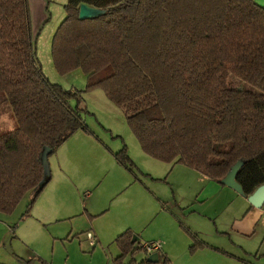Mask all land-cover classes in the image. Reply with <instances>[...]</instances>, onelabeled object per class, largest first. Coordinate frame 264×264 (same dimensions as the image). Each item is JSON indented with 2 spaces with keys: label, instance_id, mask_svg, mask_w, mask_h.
I'll return each mask as SVG.
<instances>
[{
  "label": "trees",
  "instance_id": "obj_1",
  "mask_svg": "<svg viewBox=\"0 0 264 264\" xmlns=\"http://www.w3.org/2000/svg\"><path fill=\"white\" fill-rule=\"evenodd\" d=\"M84 4L105 14L81 20ZM65 10L52 41L53 62L61 75L81 69L85 91L65 90L45 75L28 0H0V97L10 102L18 125L0 137V213L12 214L32 193L21 220L30 218L51 182L45 148L52 155L78 131L91 133L83 94L97 89L123 111L149 157L221 185L242 162L236 181L243 197L264 186V6L255 0H68ZM113 155L135 176L126 146ZM183 228L194 241L192 254L208 248L229 256ZM132 239L131 231L117 237L122 254L112 264L139 251ZM158 254L159 263L170 264Z\"/></svg>",
  "mask_w": 264,
  "mask_h": 264
},
{
  "label": "rangeland",
  "instance_id": "obj_2",
  "mask_svg": "<svg viewBox=\"0 0 264 264\" xmlns=\"http://www.w3.org/2000/svg\"><path fill=\"white\" fill-rule=\"evenodd\" d=\"M67 3L68 0H28L35 55L51 83L59 85L65 90L85 91L88 81L81 69L61 75L57 72L53 62L52 41L56 31L67 17L65 10ZM236 86L244 88L243 84ZM83 99L84 117L91 133L78 131L54 154L49 156V166L51 181L59 178V170L63 166L66 167L70 179H74L78 186L76 194L74 193L76 200L86 204L89 200V205L91 202L104 204L107 214L98 219L96 223V227L102 232L100 242L96 248H93L86 239V230L79 231L74 237L66 239L70 225L66 228L67 225L54 223L47 225L40 222L36 216H46L41 201L38 203L36 214L32 210L30 218L21 220L32 201L31 193L23 199L12 214L0 213V264H25V262H31V264H112V260L122 254L116 243L117 238H114V231H120L119 235H122L131 231L127 230L129 225L133 227L132 240L138 239L135 242V249H139V251L134 255H128L124 260L125 264H129L132 260L137 262L144 260L142 251H140L141 245H143L141 243L156 235L155 232L158 231V228L160 231L165 230L169 239L171 238L174 243L172 256H170L174 263L204 264L199 261L200 257L190 261L192 259H189V256L202 249L193 254L190 252L194 241L183 227L186 229L189 227L201 240L205 237V241L214 247L219 248L220 245H227L232 249L236 248L237 254L240 253L248 260H252L242 252L241 247L237 246L241 241L240 246L249 248L252 241L233 238L234 243H232L228 235L218 233L216 223L191 213L193 210L189 208V205L194 203V197L201 188V184L196 180V175H190L197 174L196 171L182 165L171 167L169 164L145 154L130 129L123 111L109 101L104 91L97 89L86 92L83 94ZM17 127L10 102L6 97L1 96L0 137L14 132ZM78 138H87V141L78 142ZM125 146L136 166L135 176L120 165L113 155ZM128 174L131 182L139 184L141 187L138 188H142L144 193L130 191L132 189L125 193L115 192L123 185V178ZM53 182L43 192L46 193ZM130 197L139 201V204L135 207H127L128 203L132 202ZM158 197L175 205V201L180 204L178 210L173 207L175 214L179 216L176 219L171 218L175 229L171 224L169 225L168 221H165V217L149 215L150 210L158 204ZM39 198L41 195L36 204ZM217 200L218 198L215 197L210 201L212 210L213 206L217 204ZM246 201L249 204L248 199ZM231 207L229 208L231 209ZM197 208L195 206V209ZM48 215H51L50 211H48ZM51 217L49 218L52 219ZM49 218H46V221ZM226 227L221 224L220 231H226L224 230ZM144 235L148 237L145 238ZM208 256L207 262L211 264H249L230 254L229 256L221 254V256L232 261L221 257L213 263V255Z\"/></svg>",
  "mask_w": 264,
  "mask_h": 264
},
{
  "label": "crops",
  "instance_id": "obj_3",
  "mask_svg": "<svg viewBox=\"0 0 264 264\" xmlns=\"http://www.w3.org/2000/svg\"><path fill=\"white\" fill-rule=\"evenodd\" d=\"M255 2L258 5L264 6V0H255ZM77 141L86 142L87 138H78ZM169 165L171 167L180 166L179 164H169ZM196 173L197 174H190V175L191 176L196 175L195 176L196 180L198 181V183L201 184V188L198 190L197 194L194 197L195 198L194 203H191V205H189V208H192L193 210L191 211V213L198 215L207 221H212L216 223L218 228V233H221L223 235H228L232 243H234L233 238L246 239L252 241L250 243L249 248H246L243 245L240 246L241 241H239L238 242L239 244H237L238 247L242 248L241 249L242 252H244L246 256L252 258V260H248L247 258L243 257L240 253L237 254L235 251L236 248L232 249L227 245H220L219 248L214 247L205 241L206 240L205 237L204 239H202L203 242L207 243L208 245L214 248L223 250L240 260L248 262L249 264H264V206L261 209L254 208L252 205L247 203L245 197L241 196L236 191L208 179L207 177L201 175L197 171ZM58 174H59V178L57 179L55 178V180L57 181L52 179V181H54L52 186L49 188V190H47L46 193L43 192L41 194V198H39L36 206L33 208L34 213L36 214L37 211L36 209H38L37 207L38 203L41 201L46 216L42 215L36 217L40 222H43L47 225L51 223L62 224V225H67L65 226L66 228L70 225V227L68 228L69 230L68 237L66 239H70L74 237L76 234L79 233V231L86 230L85 232L86 239L89 242V245L93 247L88 237L89 234H92L94 236V239L96 240V245L93 248H96L98 242H100V237L102 236V232L100 231L99 228L96 227V223L98 219L104 217L107 214L106 213L107 211L105 210L106 207L103 206L104 204L100 205L98 203H93V202H91V204L89 205V200L87 204L76 200L74 195L78 190V186L75 184L74 179H70L66 167L63 166V168L59 170ZM123 180H124L123 185L119 189H116L117 191L115 192L125 193L129 189H132L130 191H136V192L142 191L141 190L142 188H138L141 187L139 186V184H133L131 182V178L129 174L127 177L125 176ZM52 181L49 184H51ZM215 197H217L218 200H217V204L213 206L214 209L212 210L210 208L209 203ZM130 199L132 200V202L128 203L127 207H135L139 204V201H135L131 197ZM157 201H159L157 202L158 204H156L155 208H152L150 210L149 215L150 216L154 215L157 217L163 216L165 217L164 218L165 221H168L169 225L170 224L172 225L173 222L171 218L176 219L178 216L175 214V209L173 207H176V209L178 210L180 209V204L177 201H175L174 202L176 203L175 205L167 200L162 199L161 197L160 198L158 197ZM195 206H197L198 208L195 209ZM230 206H232L231 209L229 208ZM48 211L51 212L50 216H52L51 217L52 219L49 218L50 216L48 215ZM32 218L35 219V217L33 216ZM46 218L49 219L46 221ZM221 224L227 226L226 229H224L226 231H220ZM84 225L85 227H83ZM173 229L175 228L173 227ZM187 229L193 235L199 238V236L193 233L189 227ZM127 230L132 231L133 227L129 225ZM114 232H115L114 238L120 236L119 235L120 231L119 232L114 231ZM85 233L82 234L85 235ZM155 233L157 234L151 236L150 239H148L147 241L143 239L144 241L143 242L141 241L142 242L141 244L160 242L162 244V249L159 252L168 258L170 264L172 263L176 264L170 258V256H172L171 255L172 249H174V243L172 242L171 238L169 239L168 234L166 233L165 230L160 231L159 228L158 231ZM144 237L146 238L148 236L144 235ZM199 239L201 240V238ZM205 253H212V254H205ZM208 255H213L212 263L218 261V259H220L221 257H223V259L231 260L229 258L221 256V253L219 254L218 252L206 248L199 250L197 253L189 256L190 257L189 259H192L190 261H194L195 259H197V257H200L199 258L200 262H203L204 264H211L207 262L209 257ZM191 264H196V263H191Z\"/></svg>",
  "mask_w": 264,
  "mask_h": 264
},
{
  "label": "water",
  "instance_id": "obj_4",
  "mask_svg": "<svg viewBox=\"0 0 264 264\" xmlns=\"http://www.w3.org/2000/svg\"><path fill=\"white\" fill-rule=\"evenodd\" d=\"M105 14L104 11L99 10L97 8H93L89 5H82L80 7L79 17L81 20H89V19H95L98 17H101ZM52 150L50 148H45L42 156V161L44 165L45 175L47 177L51 176L50 166H49V156L51 154ZM243 166L242 162L237 163L230 173L226 176L225 179L222 180V185L236 191L241 196H244V191L242 187L237 183L236 176L241 167ZM248 202L250 205H252L254 208L261 209L264 206V186H261L256 190V192L248 197ZM137 241V238L132 240V243H135ZM148 262L157 264L159 263V254L154 253L153 255L149 256L147 258Z\"/></svg>",
  "mask_w": 264,
  "mask_h": 264
},
{
  "label": "built area",
  "instance_id": "obj_5",
  "mask_svg": "<svg viewBox=\"0 0 264 264\" xmlns=\"http://www.w3.org/2000/svg\"><path fill=\"white\" fill-rule=\"evenodd\" d=\"M89 240L91 241V245L94 247L96 245V240L92 234H89ZM162 249V244L160 242L154 243H145L141 245V250L146 260L149 256L153 255L154 253H158Z\"/></svg>",
  "mask_w": 264,
  "mask_h": 264
}]
</instances>
